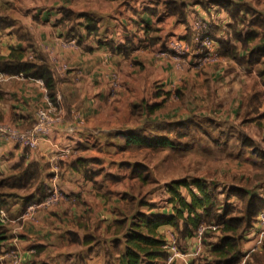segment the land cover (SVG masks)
<instances>
[{
  "label": "crops",
  "instance_id": "crops-1",
  "mask_svg": "<svg viewBox=\"0 0 264 264\" xmlns=\"http://www.w3.org/2000/svg\"><path fill=\"white\" fill-rule=\"evenodd\" d=\"M142 1L128 2V7L143 8L144 13L135 16L124 11L126 5L119 8L118 1L26 0L25 8H30L34 3L36 9L30 11L40 18L34 20L35 15L27 14L22 7L20 18L12 17L17 23L15 21L0 33L1 36L10 31L16 36L12 40L15 45L1 49L0 57L9 55L12 49L17 50L23 45L21 42L51 41L48 49L40 48L34 56L43 55L53 70L58 99L57 104L50 101L41 79L0 72V126L9 125L26 132L35 122L39 110L49 113L57 110L64 114L63 122L46 137L39 139L34 149L24 148L9 136L0 135V176L14 173L21 161L37 164L40 172V179L35 184L15 190L19 198L8 208L0 210V230H4L3 236L6 237L0 243V264H121L120 252L125 245L128 223L135 212L157 213L152 212L154 208L140 205L141 199L134 195L132 188L149 180L131 176V169L127 166L146 163L116 158L118 150L109 146L111 140L118 139L125 146L134 147L121 136L127 131L146 124L188 120L189 125L183 127H189L190 137L193 128L198 131L203 129L199 121L205 119L208 123L216 124L210 127L217 133L235 129L238 144L239 134L243 133L264 149V55L256 62L248 61L252 50L264 51V36L249 41L247 47H243L239 30L247 32L249 28L254 30L256 27L250 24L251 19L244 20L240 14L232 17L228 11V6L234 7L237 3H247L256 11H264V0H175L185 4L186 19L181 21L170 16L172 18L166 21L165 26L188 41V34L191 38L195 35L193 22L204 23L206 34L217 44L220 55L216 62L203 69L196 66L197 69L192 67L191 71L186 69L184 72L182 67L176 71L170 70V62L167 63L155 53L160 48L159 38L167 31H159V38L153 37L151 44L143 43L150 40L147 37L141 47L133 38L132 34L136 31L132 24L125 25L129 32L120 30V22L125 23L127 18L139 25L146 23L144 26L149 28L147 30L155 23L158 26L160 12L157 17L158 11L153 7L151 9L154 11L148 9L150 7L144 8L146 4ZM59 7L80 16L74 19L80 36L74 35L71 22H60L62 10L61 13L55 11ZM107 13L110 18L105 19ZM86 17L95 21V30L87 31ZM185 23L190 24L186 26ZM22 34L28 38H21ZM221 41L229 42L232 48L226 47L222 51ZM122 44L126 45L119 49L118 46ZM258 68V74L262 72V76L256 73ZM117 69L125 73L124 77L122 74L125 84L114 102L106 96L108 90L104 75ZM163 84L165 88L160 86ZM171 86L175 87L179 102L171 99L174 96L168 93ZM70 92L74 97L72 101L67 95ZM141 101L149 105L159 103L157 111L149 115L144 111L140 116L133 114V107ZM244 114L250 118H244ZM238 115L242 118L236 120L235 116ZM135 118H140V121ZM152 118H156V121ZM85 119L87 127L82 125ZM227 122L231 125L226 126ZM121 123L138 124H125L120 128ZM151 128L148 127L151 136H175V133L152 131ZM237 148L239 151L245 150L252 158L264 161L251 156L248 148ZM159 149L168 148L152 150ZM63 153L66 157L61 159L60 154ZM73 162H76L77 168L72 165ZM227 173L226 169H219L213 176L202 179L213 184L217 181L227 183L224 181ZM127 181L130 182L126 186L124 183ZM43 187L46 195L42 198L40 189L43 190ZM52 188L61 193L57 203L47 201L51 195L49 189ZM256 188L253 194L264 199V186L257 183ZM163 194L166 198L160 203L159 214L169 216L173 213V205L167 200L168 194ZM27 197L35 201L26 204ZM152 201L146 200L148 204L156 206ZM237 204L234 203V206ZM171 227L162 225L157 228L166 241V252L170 257L169 261L167 257L158 264H184V260L201 264L198 259L204 260V252L208 250L211 253L210 246L205 248L201 243H194L192 236L180 240L182 245L185 244L186 251L181 254L182 249L174 257L171 252L170 239L174 234L172 230L169 231ZM10 250L18 252L16 262L9 255Z\"/></svg>",
  "mask_w": 264,
  "mask_h": 264
},
{
  "label": "trees",
  "instance_id": "trees-1",
  "mask_svg": "<svg viewBox=\"0 0 264 264\" xmlns=\"http://www.w3.org/2000/svg\"><path fill=\"white\" fill-rule=\"evenodd\" d=\"M167 10L170 15H176L178 18H183L186 12L183 2H170L167 4ZM242 10L252 13L251 25L253 24L257 27V23L259 29L264 26V17L249 4L237 3L234 7L228 6V11L232 17L238 16ZM78 17L80 16L68 9L62 10L60 22L62 24L65 21L71 22V28L75 36H80L74 23V19ZM5 20H8L10 24L1 28V22L3 23ZM86 21L88 22L87 31L90 32L96 29L93 19L86 17ZM12 23V19L0 18V33L12 26ZM262 33L264 34V32H260V30H250L249 28L247 32L244 34L240 33L238 36L243 43V47H247L249 41L256 40L257 37L263 35ZM20 37L23 39L28 38L25 34H22ZM187 38L188 41L191 40L190 34L187 35ZM125 45L126 44L119 45L118 48L122 49ZM226 47L232 48L229 42L221 41V50L223 51ZM261 55H264V51L258 52L257 50H252L249 54L248 61L256 62L260 59ZM0 72L7 75H23L31 79H41L46 87L50 101L53 104L58 103L56 95V76L43 55L39 54L37 57L28 58L23 52L12 49L9 55L0 57ZM158 106L159 103L149 105L145 101H141L135 104L132 113H137L138 116L141 115L142 111L147 115L153 114L157 111ZM186 121L188 120L146 124L127 131L121 136L126 143L139 147L152 149H180L182 146V148H187L188 144H180V142H178L190 133L188 126L187 128L183 127L189 125V122ZM209 126L215 127L216 124L210 121ZM148 127H152V131L167 132L168 134L175 133L177 142L173 141L168 136L149 135ZM201 129L200 127L199 130ZM238 146L248 148V152L251 156L264 160V149L243 133L239 134ZM72 165L77 168L76 162H73ZM127 166L131 169V176H140L144 180H153L148 165L138 162L127 164ZM39 179L40 172L37 164H25L23 161L16 165L14 173L7 176H0V210L8 208L13 201L19 198V196L15 194V190L29 188ZM218 187L219 185L213 184V182L206 181L202 178H192L190 180L183 178L170 181L167 184L165 192L168 194V202H171L173 205V213L169 216H164L159 214V212L151 214L144 211L135 212L132 220L128 223V231L125 234V245L120 252L122 258L121 264H158L159 261L167 259L166 241L163 236L157 232V228L162 225L173 226L179 234V238L185 239L195 236V231L202 224H217L223 232V235L219 238V242L213 244L211 247V253L215 261L224 262L225 264L235 263L241 249L242 233L252 225L253 220L257 218L261 211L264 212V199L254 194H248V192L240 186H232L226 192L228 197L226 201L229 200L230 195H233L243 202V207L238 211L234 207L229 206L231 204L226 202V204L229 205L221 207L223 213L220 214L218 196L224 193L219 190ZM184 190H187V194L185 195ZM40 192L43 198L46 195L45 188L43 187V190L40 189ZM25 199L26 204L35 201L28 197ZM139 204L146 205L149 209L154 208L153 205L148 204L142 199L139 201ZM124 225H126L125 222ZM3 233L4 230L1 229L0 243L6 239ZM256 264H264L263 259L257 260Z\"/></svg>",
  "mask_w": 264,
  "mask_h": 264
},
{
  "label": "rangeland",
  "instance_id": "rangeland-1",
  "mask_svg": "<svg viewBox=\"0 0 264 264\" xmlns=\"http://www.w3.org/2000/svg\"><path fill=\"white\" fill-rule=\"evenodd\" d=\"M119 2V8L120 6H125L126 8L124 11H129L130 13L137 15H141L144 13L143 8L141 7H128L129 1L132 0H115ZM135 1V0H134ZM168 1V0H167ZM166 0H143L142 2L146 4L144 8L150 7L148 9L150 10H157L158 13L156 16H159V23L158 26H156L157 23H155L153 26H150V30H147V26H144L146 23H141L139 25L138 22H131L130 18L125 19V23L120 22V30L128 31V28L125 26L127 24H132L133 29H135V34L133 35V38H136V42L139 43L141 46V43L149 37L150 40L145 41L143 43H149L151 44V39L153 37H158L157 33L161 30L167 31L165 34H162V36L159 38L160 41V48L155 53H158L159 56L165 59V61L170 62V70L175 69V71L178 68H181L183 72L187 69L191 71V68L194 67L197 69L196 66L205 68L207 65L212 64L217 61V58L213 56V58L210 61H204L206 57V51L203 50H195L190 49L189 52L184 53L181 51V47H179V41L186 40L184 37L178 36V33H173V31L170 30L169 27L165 26L166 21L171 19L172 17L176 18L177 20L185 21L187 16V10L185 12V15L183 18H178L176 15H170L167 10V4L170 2H175V0H171L168 3ZM184 1V0H181ZM166 4V5H165ZM26 0H0V18L4 19H12L14 18H20L22 15L23 9L27 14H33L34 20H37L36 18H40L39 15H36L33 11L36 9V5L33 3L32 6L29 8H25ZM133 5L135 6V3L133 2ZM156 6H160L161 8H157ZM22 7H24L22 9ZM153 7L154 9H151ZM118 8V9H119ZM30 9H33V11H30ZM63 7H59L56 9V13H61V10ZM149 10V11H150ZM160 10L165 11L164 13ZM263 17H264V11L257 10ZM105 19L110 18L109 13L105 14ZM120 17L124 18V16L119 15ZM172 16V17H170ZM240 16L244 20H250L252 18V13L242 10L240 13ZM7 17V18H5ZM129 17V16H128ZM13 24H15L14 19ZM157 20V19H156ZM38 23V21H35ZM251 22V20H250ZM17 23V21H16ZM46 23V22H45ZM10 22L8 20H5V22H1V28H4L6 25H9ZM188 23H185L187 26ZM190 24V23H189ZM188 24V25H189ZM246 25V23H244ZM257 27L255 29L260 30V32H264V26L259 29L258 24L256 23ZM147 28V29H146ZM248 29V28H247ZM120 31V32H121ZM148 31V34H147ZM242 34H244V31L239 30ZM13 32V31H12ZM129 32V31H128ZM263 34V33H262ZM264 35V34H263ZM15 36V35H14ZM13 34L10 33V31H7L3 33L0 36V52L1 49H8L9 45H15V43H12V40L14 39ZM56 36H58L56 34ZM176 36V37H174ZM16 37V36H15ZM124 39V37H121ZM139 38V40H138ZM193 36L191 38V41L189 44H192ZM23 45L19 46L17 50H20L23 52V54L28 58H33L34 54L37 50L40 48L48 49L51 46L50 40H40L39 42H35L34 40L28 43L21 42ZM153 46V45H152ZM112 48L115 46L112 45ZM142 47V46H141ZM140 48V47H139ZM141 50V49H140ZM244 51V50H242ZM181 53V54H180ZM246 53V52H245ZM123 55V54H121ZM65 66L62 67V69ZM199 69V70H201ZM259 68L256 70V73L258 74ZM261 70V69H260ZM187 71V73H189ZM122 74L124 77V72L117 69L115 72L107 73L104 75L105 78V84L108 90L107 97H109L110 100L116 102L120 96V93H122V85L125 84V81L122 79ZM183 74V73H182ZM264 74V73H263ZM259 76H262V72L258 74ZM264 78V76H262ZM124 81V82H123ZM162 88H165V85H160ZM174 86H171L168 93L174 95L171 99L179 102L180 99L177 91L174 89ZM125 91V90H124ZM163 94H168L166 91H161ZM71 92L68 93V97H70V100L72 101L74 99L73 96H71ZM110 94V95H109ZM114 108V105H112ZM198 109V107H195ZM222 108V107H221ZM108 110V109H107ZM198 110H204L198 109ZM49 113V112H48ZM252 114V113H251ZM51 116H57L62 115L60 111H55L49 113ZM245 115V114H244ZM64 116V114H63ZM249 117L245 115L244 118ZM176 117H173L174 119ZM239 115L236 117V120L241 119ZM250 118V117H249ZM137 121H140V118H135ZM153 121H156V118H152ZM82 125H86L87 120L85 119ZM199 123L202 125V130L198 131L193 128L191 130V136L188 137V135L185 136V139L180 140V144L187 143L188 147L187 149H183L182 146L180 149L178 148H168V149H159V150H152V149H144L141 147H128L125 146L124 143L118 139L111 140L109 143V146L114 147L118 150V155L116 158H122L124 160H133V161H144L146 164L150 166L151 174H152V181L149 180V182L135 184L133 188V192L135 196L140 197V199L146 201V200H154L156 206H154V211L152 212H160L161 209V202H163V198L166 196L163 194L165 192V189L167 187V184L172 180H180V179H192V178H204L208 176H213L215 172L219 169H226L227 175L224 179L227 183H220L216 182V184L219 185V190L223 191L224 194H221L218 196V205L222 204L229 205L231 207H234L236 210L240 211L242 209L243 202L233 195L229 196V200L226 201L227 197V190L232 186L239 185L244 190L248 192V194H253L254 191H256V184L260 183L262 186H264V161L257 160L256 158H252L248 156L243 150H238V143H237V135L235 129H225L223 133H217L213 128L209 126V123L205 121V119L199 121ZM34 124V123H33ZM32 124V125H33ZM126 123H121L120 126H124ZM138 123H132V124H126L128 126H134ZM230 126L231 123L227 122L225 125ZM121 128V127H120ZM150 135V132H149ZM174 136V135H173ZM171 138V137H170ZM173 141L177 142L175 136L171 138ZM236 158V159H235ZM231 159V160H230ZM235 159V160H234ZM203 176V177H201ZM130 181L125 182L124 184L127 186ZM235 184V185H234ZM259 185V184H258ZM51 190V189H49ZM187 194V190H184V195ZM264 194V190H263ZM154 197V198H153ZM153 198V199H152ZM232 199V201H231ZM228 202L229 204H226ZM161 203V204H160ZM234 203H238L236 206H233ZM148 207V206H147ZM165 209V208H164ZM170 210V209H168ZM172 210V209H171ZM219 213L222 214L223 210L222 208L219 209ZM205 227L201 228L202 233L199 234L197 232L195 234L194 243H201L204 245L205 248L208 246L212 247L213 244L219 242L220 236L223 235V232L221 231V228H214L213 226L209 227L207 224H204ZM173 231L174 233V239L176 240V243L171 242L172 248H175L176 250H172L171 252L174 254L179 253L182 249L185 248V244L182 245V240L179 238V234L177 233L176 229L172 226L169 231ZM177 235V236H175ZM179 238V239H178ZM190 239V238H189ZM193 244V242H192ZM209 247V248H210ZM241 253L237 256V261L235 263L231 264H256V261L259 259H263L264 261V216L257 217L253 220L252 225L246 229L242 233V244H241ZM184 251H181V254H184ZM172 254V255H173ZM210 256V257H209ZM204 260L202 258L198 259V262L202 264V262H205L206 264H225L224 262H217L215 261V258H213L212 253L210 251H205L203 254ZM206 257H209L207 260ZM168 257V261H169ZM184 264H193V261L188 263L184 260Z\"/></svg>",
  "mask_w": 264,
  "mask_h": 264
},
{
  "label": "built area",
  "instance_id": "built-area-1",
  "mask_svg": "<svg viewBox=\"0 0 264 264\" xmlns=\"http://www.w3.org/2000/svg\"><path fill=\"white\" fill-rule=\"evenodd\" d=\"M193 31L195 32V35L193 36V41L190 42L192 44H189L186 40L179 41V47H181V51L184 53L189 52L190 49H195L197 51L205 50L206 51V57L204 61H210L213 56H215L217 59L219 58V52L217 51V44L214 42L212 38L209 37V35L206 34V27L204 23H200L197 21H194L193 24ZM181 54V53H180ZM63 122V114L57 115V116H51L49 113L45 110H39L36 114V120L32 127L26 131L22 132L19 131L9 125L0 126V135H7L9 136L13 142L16 144H19L23 146L24 148L28 149H34L38 146L39 139L46 137L58 124ZM66 157V154H60V158L64 159ZM51 193L50 197L48 198V202L51 203H57L59 199L61 198V193L56 191L55 188H52L49 190ZM232 201V199H231ZM219 209H221L222 204H220ZM264 216V212L261 211L257 217ZM209 227L213 226L214 228H219V225L217 224H210ZM205 227L204 225H200L197 229V232L199 234L202 233L201 228ZM196 232V233H197ZM170 241L172 243H176V240L174 239V235H171ZM173 250H176L173 248ZM9 255L13 259V261H17L18 259V252L16 250H10Z\"/></svg>",
  "mask_w": 264,
  "mask_h": 264
},
{
  "label": "clouds",
  "instance_id": "clouds-1",
  "mask_svg": "<svg viewBox=\"0 0 264 264\" xmlns=\"http://www.w3.org/2000/svg\"><path fill=\"white\" fill-rule=\"evenodd\" d=\"M202 225H204V224H202ZM214 225V224H213ZM197 231V230H196Z\"/></svg>",
  "mask_w": 264,
  "mask_h": 264
}]
</instances>
